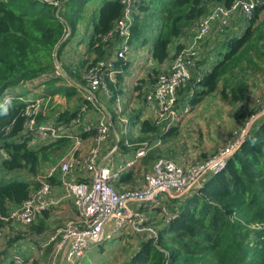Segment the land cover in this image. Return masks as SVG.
<instances>
[{
    "label": "trees",
    "instance_id": "trees-1",
    "mask_svg": "<svg viewBox=\"0 0 264 264\" xmlns=\"http://www.w3.org/2000/svg\"><path fill=\"white\" fill-rule=\"evenodd\" d=\"M58 1L59 5L43 0H0V99L18 85L35 81L53 71L55 75V58L61 55L74 34L76 20L90 0ZM225 1L227 5L232 2ZM150 9L154 17L163 20L157 28L158 35L151 46V56L158 63H164L170 57L171 45L180 37L184 26L206 13L207 0H138L128 41L130 46L147 42V28L139 15ZM263 9L264 3L258 6L244 32L232 34L223 44V57L207 68L199 80L193 77L183 88L186 90L183 96H186L190 87L195 85V93L188 103L195 106L217 90L225 100L243 101L248 91L246 84L228 82L225 75L232 68L231 59L253 36V24ZM122 12L121 0H102L89 41V49L96 54L92 64L105 56L103 37L115 27ZM181 48L182 45L178 46L176 52ZM126 66L127 62L123 59L114 63L116 77L120 75L117 70ZM157 70L150 71L149 77ZM51 77L49 81L57 82L60 79L57 75ZM107 82L108 87L114 84L108 77ZM220 83L223 84L221 89ZM49 89H52L46 95L49 97L64 94L71 98L77 93L71 85L55 84ZM14 94L11 101L0 109V150L8 154L2 161L0 172H29L32 180L6 181V176L0 178L2 215H8L20 207L31 196L33 189L41 185L36 180L41 156L47 150L58 151L60 144L73 140L70 136H62L43 140L44 144L33 147L34 134L25 128L26 103L20 99L26 97L27 93ZM78 116L76 110L67 111L53 123L65 125ZM42 121L45 119L40 113L38 122ZM141 125L143 132L159 131L157 123L149 120L142 121ZM171 129L167 133H172ZM161 135L165 137L164 133ZM54 177L57 176L49 180L52 182ZM31 226L41 233L45 222L40 220ZM166 261L172 264H264V118L252 127L226 166L196 193L180 202L173 218L160 230L158 239L143 241L139 251L126 264H166Z\"/></svg>",
    "mask_w": 264,
    "mask_h": 264
},
{
    "label": "built area",
    "instance_id": "built-area-1",
    "mask_svg": "<svg viewBox=\"0 0 264 264\" xmlns=\"http://www.w3.org/2000/svg\"><path fill=\"white\" fill-rule=\"evenodd\" d=\"M43 1L60 4L58 0ZM121 2L123 4L121 17L117 19L115 27L103 37V43L106 45L105 56L91 64L84 76L87 80L84 98L94 104L97 102L98 92L108 89L107 77L111 82H116L114 63L119 59L125 61L127 59L128 41L138 0ZM263 3L264 0H232L230 5H227L225 0H214L207 4L206 13L191 28L180 51L175 52L170 65L160 71L153 86L145 95L146 100L154 102L157 107L154 118L157 125L167 122L166 126H171L176 120L177 114L174 115L177 111L176 106L180 102L188 104V100L194 95L195 85L181 98L180 91L188 86L193 77L199 80L206 71V63H201L205 59L201 53L204 48L202 44H207L215 26L225 32L239 18L249 22L258 6ZM233 30L236 29L231 31ZM59 71L63 72V69L59 68ZM13 95L15 94L6 92L0 99V109L11 101ZM27 97L20 98L26 103L25 128L33 132L35 139L46 141L70 136L74 139L75 148L46 174L36 176L41 185L32 191L31 196L20 207L8 215L0 213V240L10 241L8 224L32 225L64 196L75 204L77 216L49 233L37 248L21 245L19 240L10 244L6 264H24L26 258L30 260L34 258L35 254L29 253L31 250L36 249L41 254L51 243H54L53 264H56L60 256L61 264H81L80 260L93 244L112 240L127 231L132 232L141 242L149 239L156 241L160 230L169 223L175 213L164 206V197L171 195L182 198L196 193L207 180L226 166L228 160L248 137L252 127L264 118V108L249 116L243 128L236 132L216 155L207 160L197 161L186 167L171 159H156L151 169L143 175V180L137 188L120 191L114 185L115 180H118L125 170L138 165L139 159L160 144L161 140L156 139L144 144L136 150L134 157L124 159L118 168L113 165V154L118 150V146H114L106 158V163L99 164L98 158L103 144L111 133V123L106 120L84 123L80 117L59 126L53 122H38L44 96ZM80 125L84 132H95L94 146L85 157L76 153L78 145L81 144V137L75 133ZM76 170L87 173L85 180L73 178V172ZM53 176H57L59 182L51 183L49 179ZM58 192H63L64 196L58 197L56 195ZM153 207L160 208V214L165 216V225L157 226L144 210ZM166 264L172 263L166 261Z\"/></svg>",
    "mask_w": 264,
    "mask_h": 264
},
{
    "label": "rangeland",
    "instance_id": "rangeland-1",
    "mask_svg": "<svg viewBox=\"0 0 264 264\" xmlns=\"http://www.w3.org/2000/svg\"><path fill=\"white\" fill-rule=\"evenodd\" d=\"M211 1L214 0H207V4ZM101 3L102 0H90L88 3L84 5L80 17L76 20V26H79L80 28H83L85 30L81 34V39L84 40L85 42L90 41L91 32L93 30V22L94 20L98 19ZM152 13L153 10L150 9L149 11L148 10L142 11L139 15L140 20H142L143 24L147 28L145 32V38L147 42L144 45L145 49L143 48L144 50L143 53L146 56L148 55L150 56V51L148 52V50L151 49V46L158 35V29H157L158 26H161L163 23L162 19H159V17H154ZM198 21L199 19L194 20L193 22H190L184 26L180 37L176 40L174 44L171 45V49L173 48V46L174 48L177 49L178 46H181L183 44L185 37L189 35L191 28L194 27L198 23ZM246 25H247V21H244L242 28L246 27ZM218 29H214L213 34L210 36V38L216 37L215 40L217 39H222V40L218 42V46H215L213 49H211L209 52L206 53L205 63L210 62L209 61L210 58L213 59L214 57V62H215L217 59L223 57L221 55L222 54L221 52L225 50V46L223 44L226 43L227 39L231 37V33L233 31H238V33L244 32L243 29L242 30L236 29L231 32L230 31L220 32ZM252 29H253V36L251 37L248 44H246L242 48V50H240V52L237 53V55L231 59L232 68L225 75L228 82H240L246 84L248 91L243 101L232 102L231 99L225 100L222 97L219 90L205 96L204 99L191 110L189 115H187L183 119V122L179 124L180 127L177 134H175L171 138H168L163 143L162 146L160 145L159 147L154 148L156 151L154 150L153 154L160 155L163 152V149H166V153L169 156H172L176 153L189 152L191 154L197 155L198 158L201 157L200 159H198L199 161L207 160L210 157L216 155L218 150H220L230 139H232L236 132H238L241 128H243V126L246 123L245 122L246 117L248 118L252 114L259 112L264 108V9L261 10V12L259 13V16L257 20L254 22ZM77 30H79V28H77ZM236 33L237 32H235L234 34ZM71 38L72 36L70 37L67 43L69 49L64 48V50L61 52V55L57 56L54 61L55 68L57 67V70L55 71V75L60 77V79L57 80V82L49 81V79L52 78L51 76H55L53 71L49 75H44V77H40L35 81H28L7 91L10 93H19V94L27 93L28 96L27 98L40 97V95L44 96L43 98L44 104L42 105V109H41L43 118L48 117L51 119L53 118L56 119L62 113L73 110L75 104H77V101L74 98H68L64 94L54 95L50 97L46 96L47 93L45 92L47 89L49 94L52 91V89L49 88L55 86V84L69 85L70 82L69 77L76 79L75 76L76 72L74 70L75 68H77L76 71H78V69L83 70L82 76L77 77V80H79L83 84H87V80L86 78H84V76L87 73L88 69L90 68L89 65L92 64L95 58L94 59L90 58L91 57L90 52L86 51L85 47L80 46V43L82 42H80L78 38L77 39H73V38L71 39ZM204 45L205 43L202 44V48ZM128 46L130 49V45ZM78 56L80 57V60L78 59V61L76 62L75 58ZM128 56H129V60H128ZM140 58H142V55L134 54V52L133 54H131L130 52L129 55H127V59L125 62H129V64H133L130 67L129 71H127V74L129 72H132L131 70H133V72L136 71L138 67L137 66L138 63L136 62ZM141 67L143 70L144 65H140L138 69H140ZM147 67H152L153 69L155 66L152 64V66L148 65ZM59 68L62 69L64 68L68 74L65 72L64 69L63 72L59 71ZM152 69L149 70L152 71ZM160 71L161 70L154 71L153 76L149 78V81L151 82L155 81ZM147 72L148 69H146V72L144 71V75L141 77V80H139L138 78L136 79L135 85L138 84L137 88L140 87V89H138L136 98L134 97L132 91L133 87H129V86H123L125 95L123 93V95L119 96L121 99L122 97H124V99H122V108H124L125 115L130 119L133 118L136 114H139L141 112L139 107H140L141 99L143 98L142 95H144L143 88L145 87V84L147 83L148 80L146 76L148 77L150 76L149 73ZM58 74H61V76ZM50 82H55V83L49 85ZM222 86L223 84L220 83V89ZM38 88L39 90L37 91ZM108 90L109 87L107 91ZM30 91L34 93L33 94L28 93ZM185 91L186 90L182 89L180 91V95H183L182 93H184ZM99 92H98V95L100 97L99 101L101 103L97 102V104L100 107L104 106L107 111L111 112V102L107 99V94L105 95L99 94ZM109 95H112L111 91H109ZM129 103L131 106L133 104L134 107L129 106ZM176 114L177 111L175 112L174 115ZM159 125L160 126L167 125V122H162ZM129 130L130 132H132L133 127L129 126ZM149 137L150 136L148 137L143 136L142 134H140L139 131H135V133L131 138L133 142H141L137 145H134V146H138L148 143L149 141H147L146 139ZM158 137H160V135H158ZM143 139L145 141H141ZM87 146L88 145L84 142L82 149ZM6 157H8V154L4 150H0V168L2 161ZM63 157L64 154L62 150H58V151L47 150L45 155L41 156L40 168L37 175L46 174L48 170L52 166L58 164ZM5 176L6 178H8L6 181L13 179H18L23 181L32 180L29 172H21V173L0 172V178H5ZM127 188L128 189H124L122 191L133 190L137 187L135 186L134 183L129 185V187ZM176 210H177V206H176ZM148 215L152 219L154 218L158 219L159 216L154 212L150 214L148 213ZM74 218H75V214L72 213L68 215L62 214L60 217L52 214L49 215L47 224L48 226H50V229H52L53 227L55 226L59 227V225L61 226L64 222L67 223L73 220ZM160 223L161 222L155 221V224L159 227H160ZM111 244L112 242L103 241V244H101L102 248L98 244L97 245L93 244L86 251L85 256L80 260L81 264H114V262L117 259H119V261H123L124 258L130 256V254H128L130 251L127 249L124 250V252H122L123 249L119 250V252L117 251V248L120 249L122 245H117L116 248L114 249L117 253L116 254L113 253L114 251L110 248ZM35 248H37V246H35ZM19 251L21 250L19 249ZM50 252L51 250L44 251L41 254H39L38 251H35L34 254L36 256V259H34L32 264H53L54 261L52 259V256H50ZM116 256H118V258H116ZM60 259L61 256L58 258L56 264H59ZM27 264L30 263L28 262Z\"/></svg>",
    "mask_w": 264,
    "mask_h": 264
},
{
    "label": "crops",
    "instance_id": "crops-1",
    "mask_svg": "<svg viewBox=\"0 0 264 264\" xmlns=\"http://www.w3.org/2000/svg\"><path fill=\"white\" fill-rule=\"evenodd\" d=\"M216 3V2H214ZM213 4V3H212ZM244 19L239 18L238 21H235L233 23L232 26H230L228 28L227 31H230L232 29H244L243 27V23H244ZM238 22H240L242 25H240ZM94 23V22H93ZM248 24V21H247ZM77 28H79V30H77ZM215 29H218L217 26H215ZM220 32H223V30L218 29ZM85 30L83 28H80L79 26H76L75 28V36L74 34L72 35L73 39H79L80 42V46L81 47H85L86 51L90 52L91 55V59L96 58V54H94L90 49H89V42H85L84 40L81 39V34L84 32ZM93 31V30H92ZM235 32L238 31H233L231 33L234 34ZM91 36H92V32H91ZM71 38V39H72ZM91 38V37H90ZM216 37H211L207 40V44L204 45V48L202 50V55L205 56L207 52H209L211 49H213L215 46H218V42L222 39H217L215 40ZM145 45V44H144ZM144 45H131L130 49L128 51V54L131 52V54H140L142 55V58H140L136 63H138V67L140 65H144V68L142 70V67L140 69H136V71L133 72V70H131L132 72H129L127 74V71H129L130 67L133 64H129V62H127V66L126 67H120L117 72L120 73V75H118V77H116V83L112 84L111 87H109V90H101L99 92V94H107V99L111 102V112L107 111L105 109V107H100L97 102L99 101V95L97 97V102L96 104L94 103H89L86 101V99L84 98V92H85V84L81 83L79 80H77V77L82 76V71L81 69L75 68V78H71L69 77V85L73 86L74 88H76L77 93L71 97L74 98L77 101V104H75V107L73 108V110H76L77 112H79L78 117L81 118V120L86 123V122H93V123H97L100 120H106L109 123H112V128H111V133L110 136L108 138V140L103 144V149L101 150V153L99 155L98 158V163L99 164H105L106 163V158L110 152V150L114 147V146H118V150L116 152V154H113L114 160H113V165H115V168H118L124 159L126 158H132L135 156L136 150L143 145H138V146H134L137 145L141 142H133L132 140V136L135 133V131H139L140 134H142L143 136H150L149 138H147V141H154L158 138H160V140H162V143L156 145L154 148L159 147L160 145L162 146L163 143L168 139L171 138L172 136H174L175 134H177L179 127H180V123L183 122V119L189 115V113L191 112V110L196 107L198 104H196L195 106H192L190 103L186 104L184 102H180L176 108H177V120L174 121L172 123L171 126L167 127L166 125L160 126L157 125L159 128L158 132H143L142 131V125L141 122L144 120H149L151 122H154V118L157 114V107L155 105L154 102L148 101L145 98L146 93L150 90L151 86H153L155 81H149L148 76H146L147 83L145 84V87L143 88L144 90V95H142V99H141V103H140V113L136 114L133 118H129L125 115L124 113V108H122V99H124V97H122V99L119 97L121 95H123L124 93V88L123 86H129V87H133L132 91L134 94V97L136 98L137 96V92L138 89L136 84V79L138 78L139 80H141V77L144 75V71L146 72V69H148L147 73H150L149 69H152V67H147L148 65L152 66V64L155 66L153 69H158V70H164V68L168 67L170 65V63L173 60L174 57V53L176 52V48H173L170 50V57L164 62V63H158L155 59L152 58L151 56V52H150V56H146L143 53V48ZM69 49L68 44H66L65 49ZM145 49V48H144ZM150 51V49L148 50V52ZM148 54V53H147ZM134 56V55H133ZM75 57V56H74ZM78 59L80 60V57H76L75 61L77 62ZM128 60H129V56H128ZM127 60V61H128ZM209 61L211 62H206L205 67L206 68H210V66L214 65V57L213 59H209ZM135 63V64H136ZM75 65V64H74ZM135 67V65H134ZM146 67V68H145ZM64 69V68H63ZM152 69V70H153ZM65 70V69H64ZM66 72V70H65ZM136 72V73H135ZM67 73V72H66ZM68 74V73H67ZM69 76V75H68ZM46 85V84H45ZM50 85V83H49ZM135 85V86H133ZM49 87V86H47ZM39 90V88L37 89V91ZM42 91V90H40ZM109 91L112 92V95H109ZM33 94L34 92H28ZM40 93V92H39ZM45 93H48V90H46ZM183 94V93H182ZM59 95V94H56ZM125 95V93H124ZM42 96V95H40ZM182 95H180L181 98ZM46 100V99H45ZM242 102V101H240ZM101 103V102H100ZM132 104V103H131ZM103 105V104H102ZM124 106V104H123ZM129 106L130 103H129ZM132 106L134 107V105L132 104ZM131 106V107H132ZM104 110H103V109ZM137 108V107H135ZM72 111V110H71ZM70 111V112H71ZM127 119H126V118ZM249 118V117H248ZM246 117V121L248 119ZM45 121H50V122H54L56 119H51L48 117L44 118ZM245 121V122H246ZM129 126L133 127V131L130 132L129 130ZM171 128H173V132L172 133H167V132H171L170 130H172ZM94 133L95 132H91V133H86L83 131L82 126L80 125L75 133L76 136H80L81 137V144L78 146V149L76 151V153L78 155H83L84 157L90 152L91 148L94 146ZM162 133H164L165 137H162ZM158 135H160V137H158ZM229 140V139H228ZM141 141H145L144 139ZM84 142L88 145L87 147L82 149V146L84 145ZM45 142L43 140L40 139H35L33 142H31L32 146H40L41 144H44ZM60 143H58L59 146ZM60 149L62 150V152L64 153V156H66L69 152L71 153L72 150L75 148L74 147V139L71 140L69 143H65L60 144ZM151 149L149 152H147V154L145 156H143L142 158L139 159V163L138 165L125 170L124 172H122L120 178L118 180H115L114 185L116 186V188L120 191L124 190V189H128L127 187H129V185L134 184L135 186L138 187L140 185V183L143 180V175L149 171L151 169L152 163L158 159V158H167V159H171L176 161L178 164L182 165V166H191L193 165L195 162L199 161L197 157V155L195 154H191L189 152H181V153H176L172 156H169L166 153V149H163V152L159 155V154H153L155 149ZM161 148V147H160ZM82 149V150H80ZM159 149V148H158ZM156 151V150H155ZM60 161V160H59ZM87 173H85L83 170H76L73 172V178L76 180H85V178L87 177ZM59 182V180L57 179V177L52 178V182L51 183H57ZM34 190V189H33ZM63 192H58L56 195L59 196H64ZM185 199V197H173L171 195L164 197V206H166L168 208V210L170 212H175L174 210H176V206L178 208V205L181 201H183ZM146 212H148L149 214L154 212L155 214H158V219H153L156 222H161L160 226L165 225V216L160 214V208L158 207H153V208H147L144 209ZM75 214V217L77 216V209L75 207V204L73 203V201L69 200V198H66L64 196V198H61L60 201L52 206L51 208H49L47 211H45L41 217H39L37 219V223L41 221L45 222V228L43 229V231L41 233H38L37 231H34L32 229V226H23L20 224H8L7 227H9V232H10V241L6 242L5 240H0V264H6L7 258L9 256L8 250H9V245L13 244L15 241H17L19 239L20 244L21 245H29L28 243H30L32 246H37L39 244V241L42 240L43 238L46 239L48 234L53 232L54 230H56L57 228H60L62 226H64V224L66 222H64L61 226L59 225V227H53L52 229H50V226H48L47 222H48V218L49 215H57V216H61L62 214ZM157 217V216H156ZM161 220H160V219ZM22 236V237H21ZM17 238V239H16ZM109 242H112L110 248L114 251L113 253H117L114 249L116 248L117 245H122V247L120 249L117 248V251L119 252V250H122V252H124V250H129L128 254H130L129 257H126L123 259V261H119V259H117L114 264H126L131 257L139 251V249L142 246V243L136 236H134V234L132 232H123L121 234H119L118 236H116L115 238H113L112 240H108ZM107 242V241H106ZM98 245L101 246L103 242L101 243H97ZM94 244V245H97ZM50 256H53V250H54V243H51L49 245V247L45 250V251H50ZM36 249L31 250L29 253H35ZM25 256L27 257L28 254H25ZM116 258H118V256H116ZM34 259H36V256L34 255L33 259H29L26 258L24 264H27L28 262L30 264L33 263ZM53 259V258H52ZM62 259H60L59 264H61Z\"/></svg>",
    "mask_w": 264,
    "mask_h": 264
}]
</instances>
